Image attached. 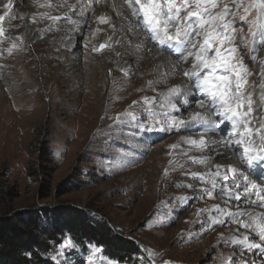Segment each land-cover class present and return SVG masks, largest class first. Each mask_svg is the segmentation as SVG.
<instances>
[{"label":"bare ground","instance_id":"bare-ground-1","mask_svg":"<svg viewBox=\"0 0 264 264\" xmlns=\"http://www.w3.org/2000/svg\"><path fill=\"white\" fill-rule=\"evenodd\" d=\"M22 1L12 0V8L9 15L0 23L5 30L10 29L9 20L16 14V8ZM25 1L27 9L24 10V16L29 23L28 38L38 42L34 45V51L42 65V78L40 83L36 79L35 74L30 71L32 65L31 59L28 58L29 53L26 49V42L15 31L13 35L10 32L5 34L3 37L5 39L8 38L7 44L9 46L7 45L6 47L5 44L1 46L2 44H0V47L7 48L9 58L7 63L5 62L1 65H4L6 69L13 70L12 72L20 75V78L16 77L14 82L10 83L7 79L3 80L0 78V90H3V97L5 98V101L3 100L0 104V129L17 128L21 126L23 116L36 114L38 112L35 105L36 96L39 93V89L43 87L51 92L47 96H49L48 102L54 106V112L57 114L66 113V118L71 122L72 128L79 134L86 136L94 133L98 121L105 125L104 128L99 129L100 132L106 130L110 132L112 130L111 132L115 133L117 129L128 127L127 123L129 120H136L134 113L143 114L145 110L150 109L155 115L158 116L160 114L163 116L168 110L173 114L167 116V118L165 117L164 126L169 127L173 121H176L177 129L188 128L195 131V135L184 139L177 145V148L184 147L186 151L189 150L193 155H189L187 158L180 156L179 165L170 166L166 159H169L174 154H180V151H176L177 148H165L163 153L157 152L154 149L156 147L151 150L152 154H154L152 159L154 160L156 171L159 172L160 158L165 159L164 164L166 166L164 167L170 171L169 174L160 175L159 177L162 183H167V186L161 188L160 194L157 195L156 190V193L154 192L155 194L151 196L153 197L151 202L153 211L158 213L169 200L171 201V198H174L173 202H185L187 195L191 193L189 189L185 188L186 185H194L197 187V190L194 191L196 195L204 193V196L200 204L196 203L191 207L188 217L185 219L184 216L180 220V226L177 227L178 234L183 233L184 236L194 225H199L200 231L207 233L211 231V234L205 240H196L195 237L196 241L188 244L185 248L194 250L201 247L199 250L201 253H206V251L214 253L213 264H252L253 260L256 258L258 260V256L264 257V252L260 248L249 249L243 244L233 243L234 239L243 240L244 236H247L249 243L261 244L264 247V242L259 240L255 232L240 227L238 223L234 222L232 216L228 215V213H236L243 210L255 216L258 213H264V208L249 204L247 201L249 199L256 200V196H244L243 188L237 189L233 187L231 178L228 181L223 180V174L226 172L225 168L219 169L221 176H214L218 171L216 165H232L245 172L246 175H250V179L257 182L264 178V174L261 173L260 169L255 167L248 168L236 158H233L242 149H238L234 144L224 147V143L231 132V122L224 120L221 123L222 117L216 114L218 106L213 105L210 98L204 99L206 95L197 89L199 80L194 76L187 77L184 75V72L192 69L193 59L189 58V60L185 61L182 57L174 59L163 56L161 52L168 51L174 47H169L167 44L160 45L156 40L152 39L151 33L145 28H141L142 31L136 19L132 17L131 11L124 3V0H99L98 3L96 0H79V3L77 0ZM7 2L8 0H0V15H3L6 11L3 5ZM44 3H50L54 7L39 6ZM68 5H75L76 7L70 11ZM85 8L87 10L84 11L83 15H80L81 10ZM45 13L49 16L62 18L53 23L52 20L43 15ZM65 13H67V16H65ZM101 16L105 17L106 23L100 22L99 17ZM69 17L71 20L77 21V23H69ZM84 24L91 27L87 31L88 35L84 42L85 48L76 53L72 52L71 47L77 43L76 38L81 33ZM171 30L174 31V28ZM92 32L93 36L95 34L99 36L97 39L95 38V41L97 40L98 43L106 42L110 47L114 45L112 48L115 51L112 52L111 49H108L99 53L97 50L86 49L95 42L94 39L91 40ZM14 37L24 46L23 48L13 47V43L10 40H13ZM100 38H104V41L100 40ZM41 41H43L42 44ZM9 48L12 49L10 53L8 51ZM223 48L229 49L233 47L224 44ZM234 48L235 52L231 54L233 56L231 63L236 67L242 65L241 76L242 83H244V78L247 77L248 79V74H246V67L243 64L238 46L234 44ZM212 54L214 53H210V55ZM262 55L264 56V51L259 54V57L253 58L255 64L259 65V70L255 72L258 77L255 89L251 92L249 91V93L248 90L251 88L249 85L245 88L243 84L242 87L245 90V97L252 94L253 112L251 116L253 118L252 127L254 128L259 126L261 120H264V100L261 99L264 96V57ZM77 58L80 59L79 64L76 62ZM139 59H142L139 69L128 70L126 68V65L129 67L135 66V61ZM157 62L160 63L158 70L148 71V67L155 65ZM6 72L8 73V71ZM160 72L162 77L156 80ZM206 72L207 69L201 72V78ZM106 73H110V76L105 77V81L102 83L101 80ZM216 75H228L233 81L232 87L235 89L236 78L234 74L226 72L223 68H218ZM173 87H180L181 92L170 98L176 107L169 108L165 104V97L168 96L169 89ZM27 93L30 96H27ZM128 97L137 103L131 109H125L130 100H127ZM15 101H17L16 104ZM126 101L127 103H125ZM140 102H144V105L141 106ZM201 102H203V107H200ZM100 104V107L105 109L103 120L97 118V108ZM187 108L189 111L183 118L174 116L183 115L182 111ZM245 110H247L246 107ZM126 111H129L132 116L129 120L123 118ZM194 112H199L204 117V120L199 123L190 122V117ZM117 117H119L118 121ZM182 120L186 123L180 125L179 121ZM213 122L218 124L219 127L213 129ZM225 125L228 128H224L223 126ZM202 135L206 141V145L202 149L187 143L190 139L199 140ZM157 157L158 160H156ZM193 157L197 160L204 159L206 161L203 163L204 166H200L201 163H194ZM147 165L150 164L147 163ZM192 173H197L198 175L193 176ZM201 175H203V179L200 178ZM171 178H176L177 185L181 189L178 188L181 194L180 198H178L179 200L175 198L178 195V189L172 190L169 188L168 182ZM149 180L151 184L154 182L153 186L157 183V178L154 175H151ZM213 180L216 183L215 189H218L221 195L216 196L212 192V196L209 197L204 190L213 191ZM209 185L212 188H209ZM237 193L241 194L239 201L235 199ZM173 204L177 203L174 202ZM197 208L199 209L198 214H196ZM219 213H222V218ZM236 219L248 221L249 216L236 217ZM216 221H222V223ZM185 238L190 239L188 236H185ZM185 251L187 250L185 249ZM218 257H221V259H217ZM255 264H264V259L258 260Z\"/></svg>","mask_w":264,"mask_h":264},{"label":"rangeland","instance_id":"rangeland-1","mask_svg":"<svg viewBox=\"0 0 264 264\" xmlns=\"http://www.w3.org/2000/svg\"><path fill=\"white\" fill-rule=\"evenodd\" d=\"M225 3L229 5V15L226 19L232 21L229 32L234 37L230 43L225 44L232 47L234 44L238 46L249 79L245 77L243 84L245 88L249 85L251 88L248 92H251L258 83L255 72L259 70V65L255 64L253 58L259 57V54L264 51V30L255 26L257 9L251 7L253 0H220V6L213 11H219ZM25 4L26 1L23 0L18 5L16 14L9 20L10 29L5 30V34L10 32L13 35L15 31L26 42L28 58L31 59L32 65L30 71L41 83L42 65L34 51V45L38 42L28 38L29 23L24 16V10L27 9ZM246 8L248 9L247 13H245ZM241 15H246V19L241 20ZM136 22L140 29H144L137 19ZM89 29L91 27L84 24L81 33L76 38L77 43L71 47L72 52L76 53L85 48L84 42ZM232 29L235 31L233 32ZM97 37L99 36L97 34L93 36L92 32L91 40L95 41ZM0 39L3 41L0 42L1 46L3 44L6 47L9 46L8 38L0 37ZM13 40L10 42L16 47H24L15 37ZM100 40L104 41V38H100ZM101 45L104 47L101 48ZM112 47L106 42L98 43L96 40L86 49L97 50L99 53L111 49L114 52L115 49ZM161 54L174 59L182 57L175 48L165 50ZM262 57L264 56L262 55ZM8 58L7 48L0 47V78L7 79L10 83L14 82L16 77L20 78V75L1 65L7 63ZM76 62L79 64L80 59L77 58ZM141 62L142 59L136 60L135 66L126 65V68L137 70L140 68ZM156 64L148 67V71L158 70L160 63ZM107 76H110V73L104 75L102 83ZM161 77L162 73L160 72L156 80ZM194 77L197 79L196 76ZM32 85L34 86V84ZM197 89L199 88L197 87ZM241 91L244 94L243 88ZM48 93L51 94L47 88L39 89L35 104L38 112L34 115L23 116L21 126L7 130L0 129V217H8L15 212L27 209H43L48 211V216L51 215L50 213L56 214L65 211L73 220L72 225L84 229L86 233L89 230V222H95L92 221L93 218L105 222L107 234L103 241L107 245L117 243L120 239L132 241L130 256L137 264H213L214 253L209 251L201 253L199 251L201 247L194 250L185 248L196 240H205L211 231L208 233L200 231V226L194 225L183 236V233L178 234L177 229L180 226V220L184 216L185 219L188 217L191 207L202 202L204 193L196 195L194 191L197 190V187L187 184L185 188L189 189L191 193L187 195L185 202L174 201L177 204H173L174 198H171V201L169 200L158 213L153 211L151 205L153 200L151 196L156 193V190L158 195L161 188L167 186V183L160 181V175L170 173L169 169L164 167L166 164H164L165 159L163 160V158L159 159L161 160L159 172L156 171L152 159L154 154L151 150L156 147L154 149L157 152L163 153L165 148L172 149V145L175 144V148H177V145L184 139L195 135V131L188 128L179 130L176 126H164L167 116H171L173 113L166 110L165 115L157 116L148 109L144 111V115L134 113L136 120H129L132 116L129 111H126L123 118L129 120L127 123L129 126L117 129L115 133L111 132L112 130L100 132L99 129L104 128L105 125L98 121L99 124L97 123L93 134L82 135L72 128L71 122L66 118V113L57 114L54 112V106L48 102ZM26 95L30 96L29 93ZM250 96L252 98V94ZM207 98L209 97H204V99ZM3 100L5 101L3 90H0V104ZM127 100L129 101L125 109H131L137 104L129 97ZM140 105H144V102H140ZM100 106L101 104L97 108V118L103 120L105 109ZM188 111V108L184 109L183 115L174 116L183 118ZM223 127L228 128L227 125ZM176 151H180V154H174L166 159L170 166L179 165L180 156L187 158L189 155H193L184 147H179ZM233 158L242 163L239 153ZM200 166L203 167L204 164H200ZM151 175L157 178L156 187L153 186L154 182L150 183ZM168 183L172 190L180 189L176 178H171ZM208 187L212 188L210 185ZM179 189L177 190L179 196H175L177 199L181 195L179 192L181 189ZM212 192L216 196L221 195L218 189L214 188ZM198 213L199 209L197 208L196 214ZM221 214L219 213L222 218ZM185 236L190 239H186ZM65 240L70 239L64 238L56 248L54 259L58 264H70L67 252L76 249L73 241L70 240L72 247L64 248L63 254H61V245ZM89 249L90 253L83 258V264H117L104 258L98 248L90 246ZM217 259H221V257ZM262 259L264 257L258 256V260ZM258 260L256 258L252 264Z\"/></svg>","mask_w":264,"mask_h":264},{"label":"snow or ice","instance_id":"snow-or-ice-1","mask_svg":"<svg viewBox=\"0 0 264 264\" xmlns=\"http://www.w3.org/2000/svg\"><path fill=\"white\" fill-rule=\"evenodd\" d=\"M79 3V0H77ZM98 3L99 0H96ZM128 9L131 11L132 17L136 18L143 27L151 33L152 39L156 40L160 45H169L174 47L177 52H180L182 59L187 61L189 58L193 59L192 69L184 72L187 77L196 76L199 80L197 87L199 91L209 97L213 105L218 106L216 114L222 117V121L227 120L231 122V132L228 139L224 143V147H229L234 144L238 149L242 158V163L248 168H258L264 174V120L259 122L258 127H252V112L253 101L251 96L245 97L241 91L243 87L241 73L243 71L242 65L236 67L231 63L235 52V48L224 49L225 43H230L234 37L229 29L232 21L226 19L229 15V5L224 4L219 11L214 12L220 6V0H124ZM40 7H54L50 3L40 4ZM63 6V5H61ZM90 6V5H89ZM6 11L0 15V22L5 20L12 8V0H8L3 5ZM71 11L76 6L68 5ZM251 7L257 9V18L255 26L258 29L264 30V0H253ZM82 9L80 15H83ZM248 9H245L247 13ZM53 23L60 20L62 17L49 16L47 13L43 14ZM234 15V13H233ZM67 16V13H65ZM241 20L246 19V15L240 16ZM101 23H106L105 17H99ZM69 23H77L68 19ZM174 28V31L171 29ZM234 32L235 30L232 29ZM5 34V29L0 24V37ZM3 42V41H0ZM15 47V44H13ZM104 45H101L103 48ZM139 47V46H138ZM191 49V50H188ZM11 48L8 49L9 53ZM186 53V54H185ZM210 53H214L210 55ZM218 68H223L226 72H231L235 75V89H233V81L228 75H216ZM207 69V72L201 78L200 73ZM181 92L180 87H173L169 89L168 96L165 97V104L169 108H175L176 105L171 102V97ZM264 100V96L261 97ZM147 102V100H146ZM135 103V102H134ZM201 102L200 107H203ZM245 107L247 110H245ZM130 115V114H128ZM119 117H117V121ZM204 120V117L199 112H194L190 117V122L199 123ZM185 121H179L180 125L185 124ZM177 126V122L173 121L170 125ZM213 129L218 128L219 125L212 123ZM258 141V143H257ZM191 145L202 149L206 145L203 137L199 140L190 139L187 141ZM175 147V145H172ZM194 163H205L204 159L197 160L193 157ZM218 171L214 176H221L219 169L222 167L226 169L223 174V180H232V186L239 189L243 188V195L246 197L256 196V200L249 199L247 202L251 205H257L264 208V178L257 182L250 179V175L232 165H216ZM193 176L198 175L192 173ZM203 179V175L200 176ZM213 189L216 187L215 180L212 181ZM208 196H212V191L205 189ZM231 194V193H229ZM235 199L239 201L241 194L237 193ZM232 216L234 222L238 223L240 227L250 229L255 232L259 240L264 242V213H258L253 216L250 212L246 213L240 210L236 213H228ZM249 216L248 221L243 219L237 220L236 217ZM222 223V221H216ZM233 243H240L247 248H260L264 252V247L261 244L249 243L248 237L244 236L243 240H233ZM66 247H72L70 240H65L61 245V254Z\"/></svg>","mask_w":264,"mask_h":264},{"label":"trees","instance_id":"trees-1","mask_svg":"<svg viewBox=\"0 0 264 264\" xmlns=\"http://www.w3.org/2000/svg\"><path fill=\"white\" fill-rule=\"evenodd\" d=\"M47 212L27 209L0 217V264H58L54 259L56 248L66 237L76 248L67 252L70 264H83L90 246L117 264H137L130 256L132 241L120 239L110 245L104 243L107 224L100 219L93 218L96 223L89 222L86 233L72 225L73 220L65 211L50 213V216Z\"/></svg>","mask_w":264,"mask_h":264}]
</instances>
